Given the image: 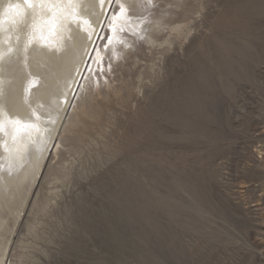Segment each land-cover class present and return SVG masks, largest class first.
I'll return each instance as SVG.
<instances>
[{"label":"rangeland","instance_id":"374dc122","mask_svg":"<svg viewBox=\"0 0 264 264\" xmlns=\"http://www.w3.org/2000/svg\"><path fill=\"white\" fill-rule=\"evenodd\" d=\"M160 4L117 26L169 29L93 76L99 117L65 134L13 264H264V0Z\"/></svg>","mask_w":264,"mask_h":264},{"label":"bare ground","instance_id":"6f19581e","mask_svg":"<svg viewBox=\"0 0 264 264\" xmlns=\"http://www.w3.org/2000/svg\"><path fill=\"white\" fill-rule=\"evenodd\" d=\"M163 1L170 0H31V6L0 0V234L9 231L0 264H13L16 235L58 171L52 158L61 155L69 128L82 117H99L92 83L101 64H110L111 71L125 69L133 53L152 52L169 29L164 19L151 22L140 27L139 36L123 35L127 39L122 37L119 46L113 43L120 21L136 25L139 15ZM185 1L174 0L178 8ZM184 29L170 26V33L187 38ZM171 41L167 37L164 44ZM108 88L103 85L104 93ZM39 114L49 115L39 121ZM4 211H17L10 229Z\"/></svg>","mask_w":264,"mask_h":264},{"label":"snow or ice","instance_id":"6c2138e0","mask_svg":"<svg viewBox=\"0 0 264 264\" xmlns=\"http://www.w3.org/2000/svg\"><path fill=\"white\" fill-rule=\"evenodd\" d=\"M24 2L26 4H28L29 6H31V0H24ZM9 7L12 8V7H15V6L10 5ZM121 11H123V10L121 9Z\"/></svg>","mask_w":264,"mask_h":264}]
</instances>
